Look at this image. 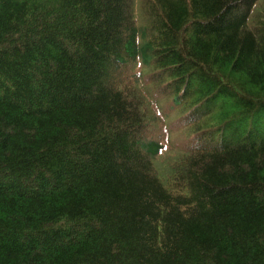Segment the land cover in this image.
Masks as SVG:
<instances>
[{
	"label": "trees",
	"instance_id": "obj_1",
	"mask_svg": "<svg viewBox=\"0 0 264 264\" xmlns=\"http://www.w3.org/2000/svg\"><path fill=\"white\" fill-rule=\"evenodd\" d=\"M134 2L0 0V264H264V1Z\"/></svg>",
	"mask_w": 264,
	"mask_h": 264
},
{
	"label": "rangeland",
	"instance_id": "obj_2",
	"mask_svg": "<svg viewBox=\"0 0 264 264\" xmlns=\"http://www.w3.org/2000/svg\"><path fill=\"white\" fill-rule=\"evenodd\" d=\"M147 1L148 0H135L134 2L136 24L138 27H142L147 24L143 10L144 3H147ZM131 71L132 75H135L134 77L140 76L142 78L141 85L149 87L147 83H144V80L151 77L153 73L152 69L144 70L135 64L134 66H131ZM147 92L151 99H156L158 97L150 87L147 88ZM159 104L160 109L153 110V112H151L150 105L147 107L148 111L146 110V106H144V108L146 114L148 115L147 117L149 118V132L147 137L151 140H159L168 147V151L164 152L156 164L157 168L164 170V167L167 164L172 163L175 158L182 155L181 153L187 152V149L192 141V137L190 130L186 129L185 125L181 122L178 112H174L166 101L163 103L159 102ZM168 175L169 173H165L163 180L166 181Z\"/></svg>",
	"mask_w": 264,
	"mask_h": 264
}]
</instances>
